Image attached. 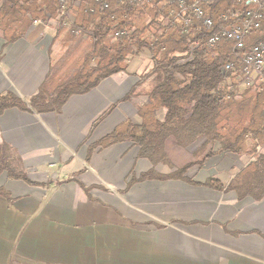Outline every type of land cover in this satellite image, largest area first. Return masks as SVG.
Wrapping results in <instances>:
<instances>
[{"label":"crops","instance_id":"crops-1","mask_svg":"<svg viewBox=\"0 0 264 264\" xmlns=\"http://www.w3.org/2000/svg\"><path fill=\"white\" fill-rule=\"evenodd\" d=\"M33 29L5 46L0 24V96L11 92L28 102L55 66L56 27L39 35ZM131 68L75 94L60 114L17 107L0 116V146L19 152L30 180L42 183L0 175L11 198L0 196V264H264V199L168 176L189 166V178L214 177L228 186L253 156L224 151L202 163L205 152L196 153L202 142L184 148L169 138L171 163L157 165L155 175L123 192L154 163L130 140L94 144L127 118L141 121L148 79ZM130 93L131 100L98 120Z\"/></svg>","mask_w":264,"mask_h":264},{"label":"trees","instance_id":"trees-1","mask_svg":"<svg viewBox=\"0 0 264 264\" xmlns=\"http://www.w3.org/2000/svg\"><path fill=\"white\" fill-rule=\"evenodd\" d=\"M109 3L110 8L106 9L95 0H79L70 12L63 14L59 0H0V24L6 39L5 46L27 36L38 20L41 22L34 27L32 34L39 35L57 22L56 41L65 33L68 37L65 42L81 37L91 43L79 68L72 73L59 75V68L52 65L38 93L28 102L11 92L2 94L0 116L7 109L17 107L29 113L60 114L75 94H87L104 79L120 72L127 73L132 56L148 50L152 54L155 71L159 70L162 75L155 72L153 77L157 83L153 84L147 100L138 108L141 121L127 118L94 144V147L106 148L120 140H130L139 146L140 157L154 163L150 173L140 178L133 177L123 192L136 181L155 175L157 165L171 163L166 142L174 138L176 144L184 148H192L198 141L202 142L196 152H205L202 163L224 151L247 154L255 160L228 186L214 177L206 182L189 178L185 175L189 166L173 168L169 178H185L193 185L222 192L236 191L239 197L264 199V151L258 152L260 147L264 150V88L250 87L240 92V68L223 72L224 65L234 61L233 43L222 40L215 48L196 49L189 57L186 51L190 41L203 39L209 32L191 29L188 35L184 34L180 21L171 27L166 0H148L140 6L119 0H109ZM233 5L234 0H222L221 4L209 10V14L219 25L221 13L232 9ZM117 31L124 33L117 34ZM263 39L264 21L260 30L249 35L244 51ZM146 77L142 76V79ZM133 93L109 107L98 120L113 112L120 102L131 100ZM163 107L166 111L162 119L158 112ZM216 143L221 145L218 151H214ZM94 147L89 148L88 162ZM16 164L23 166L21 154L4 143L0 146V175L7 173L11 179H21L31 185L42 184L30 180L27 169L23 166L22 170H17ZM81 185L89 190L83 183ZM0 196L11 199L3 187H0ZM10 264L15 263L12 261Z\"/></svg>","mask_w":264,"mask_h":264},{"label":"built area","instance_id":"built-area-1","mask_svg":"<svg viewBox=\"0 0 264 264\" xmlns=\"http://www.w3.org/2000/svg\"><path fill=\"white\" fill-rule=\"evenodd\" d=\"M79 0H59L63 8V14L70 12L72 7L77 5ZM132 5H144L148 0H119ZM169 5L170 26L175 22L182 23L181 30L189 34L191 29L202 33L206 30L208 35L203 39L190 41L187 56H193L196 49L209 47L215 48L222 40L233 43L234 61L224 65L223 72L235 71L240 68L241 84L250 87L264 88V39L246 49L249 35L260 30L264 21V0H234L233 8L221 13L219 25L215 23L211 8L217 7L222 0H166ZM95 3L102 4L104 8H110L109 0H95ZM70 7V9H68ZM68 9V10H67ZM67 11V12H66ZM41 21H35L33 27ZM59 26V25H58ZM58 26L56 28H58ZM117 31V34H123Z\"/></svg>","mask_w":264,"mask_h":264},{"label":"rangeland","instance_id":"rangeland-1","mask_svg":"<svg viewBox=\"0 0 264 264\" xmlns=\"http://www.w3.org/2000/svg\"><path fill=\"white\" fill-rule=\"evenodd\" d=\"M57 22H54L53 25L57 27ZM51 27V26H48ZM67 35L63 33L59 37V43L56 44L54 54V63L59 68L58 72L59 75L61 73H72L74 69L79 68L82 58L85 54L89 51L90 48V41L85 40L81 37L73 38V41L65 42L67 40ZM88 50V51H87ZM131 71L135 70V72H141L140 75L147 76V84L144 86L145 91L142 95L147 96L150 92L153 84H156L157 80L154 79L155 72L159 73V70L155 71V63L152 60V54L147 50L140 53L137 56H132L131 58ZM154 71L153 73H151ZM162 75V74H161ZM146 79V80H147ZM240 92H243L247 89L246 86L240 84ZM264 150L260 149V152ZM16 155V154H14ZM24 166V165H23ZM20 164H16L15 167L17 170H22L23 167ZM25 167V166H24Z\"/></svg>","mask_w":264,"mask_h":264}]
</instances>
